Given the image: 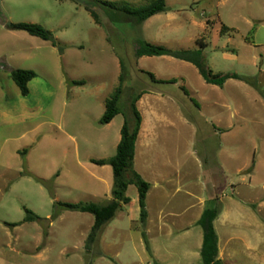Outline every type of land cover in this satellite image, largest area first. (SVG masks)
<instances>
[{
	"label": "rangeland",
	"instance_id": "374dc122",
	"mask_svg": "<svg viewBox=\"0 0 264 264\" xmlns=\"http://www.w3.org/2000/svg\"><path fill=\"white\" fill-rule=\"evenodd\" d=\"M103 1L141 7L151 0ZM167 6L166 13L137 26L96 0H2L0 264H204L199 249L202 228L198 224L189 232L178 228L196 222L195 209H188L194 203L186 195L189 191L206 200L204 208L220 204L215 226L222 243L224 234L233 232H246L252 242L264 238V0H167ZM88 7L99 14L100 24ZM9 23L40 24L53 33L57 46L11 30ZM223 26L228 30L222 33ZM142 39L172 49H196L202 39L215 73L255 77L259 89L238 80L225 89L234 99L235 111L229 139L222 136L216 120L226 118V108L204 105L202 93L186 97L190 125L185 140L179 147L171 141L162 156L166 158L167 152L172 161H180L182 172L185 161L190 176L180 192L168 187L165 201L153 191L150 203L153 218L173 214L176 226L144 229L138 188L130 185V203L88 245L94 216L65 209L61 203L105 205L113 199L112 167L92 160L115 156L112 142L120 134L134 93L166 88L140 71L159 73L161 63L136 65ZM223 46L227 56L220 50ZM121 61L128 75L121 113L111 125H102L106 100L120 84ZM16 69L38 74L28 84L27 96L12 77ZM194 84L188 82V87ZM246 163L255 167L243 176L238 171ZM171 171L167 167L163 173ZM155 178L147 173L152 185ZM27 210L40 219L26 222ZM260 249L263 257L264 243Z\"/></svg>",
	"mask_w": 264,
	"mask_h": 264
},
{
	"label": "trees",
	"instance_id": "16d2710c",
	"mask_svg": "<svg viewBox=\"0 0 264 264\" xmlns=\"http://www.w3.org/2000/svg\"><path fill=\"white\" fill-rule=\"evenodd\" d=\"M98 3L107 11H113L121 19L132 22L137 26L143 25L147 20L155 15L166 13L168 11L167 0H151L141 7H135L127 2H108L97 0ZM96 23H101L99 14L88 7ZM8 28L16 31H25L32 36L39 37L45 41H50L54 46L57 42L53 33L44 26L35 23H9ZM228 30L223 26L222 33ZM196 49H172L165 45L156 44L148 40H139L136 49V59L142 57H162L169 56L179 60H183L193 64L208 84L223 87L230 80H238L259 89L257 79L251 76H243L238 73H215L209 66L207 57L204 53L207 43L202 39L197 40ZM137 61V60H136ZM137 65V62H136ZM122 73L120 75V84L110 95L105 103V112L100 123L102 125L110 124L117 115L121 113L120 102L124 95L125 83L128 78L127 66L121 61ZM147 74L154 83H173L174 81L158 80L156 76L148 71L140 70ZM38 74L29 69H16L12 71V77L21 90L22 95L29 94L28 84ZM76 83V82H75ZM182 90L187 93L185 88ZM145 90L134 93L128 104V115L121 129V141L118 145L115 156L106 159L92 160L100 166L109 165L114 173L113 199L108 204H99L95 202L61 203L65 209L79 211L82 213H90L94 216V224L88 237V245L94 244L102 233L103 228L110 223L122 209L124 204L130 203L127 191L130 185H136L139 193V205L141 208V223L146 228L149 212L147 206V198L151 189V183L148 182L135 169L136 145L139 133L142 127V115L137 107L138 101L141 99ZM188 94V93H187ZM26 222H34L40 219L31 210H27ZM221 214L220 204L216 206L206 207L198 221V225L203 230V245L201 249V258L204 264H225L219 255V236L216 230L215 222ZM16 225V224H14ZM143 239L146 243L147 250L151 253L150 241L148 234L144 230L142 232ZM158 264V263H155Z\"/></svg>",
	"mask_w": 264,
	"mask_h": 264
},
{
	"label": "crops",
	"instance_id": "0c3cea01",
	"mask_svg": "<svg viewBox=\"0 0 264 264\" xmlns=\"http://www.w3.org/2000/svg\"><path fill=\"white\" fill-rule=\"evenodd\" d=\"M220 50L223 51L225 56L228 55V52H226L228 51L226 46H223L220 48ZM141 61H153L156 63H161V67H159L158 71L159 73H154L156 78L163 81H174L173 83H155L163 84L166 86V88L164 90H160L156 87L145 89V93L137 103V107L142 115L143 121L136 145L135 169L146 180L147 173L149 171L156 176L154 185L151 183V189L147 198L149 217L146 227L148 228L149 232L150 226L159 227V229H166L177 225L173 220V217L176 216L173 214H164L162 216L159 214L158 219L153 218L150 210V203L153 202V191H155V195L158 196L159 200L165 201L167 199L168 193L167 188H175L173 191L175 194L180 192L182 182L187 179L188 175L190 176V173L188 174L186 171L185 161H183L184 172H182L180 161L177 159L172 161V158L170 157V159L168 156L170 154H167V152L166 158L162 156L165 153L164 148H168L171 141H173L175 146L179 147L181 139L185 140L187 127L190 125L185 114V111L187 110L186 97H191L194 94L198 95L202 93L201 99L207 102L204 105H208L211 109L220 107L222 111L224 108H226V118H224V116H216V120L219 124L218 128L222 130V136H226V138L229 139L231 133L234 130L233 120L235 111L233 109L234 99L229 98V96L225 93V89L234 79L228 80L223 87H220L217 85L208 84L193 64L183 60L169 56H145L137 59L138 67ZM140 70L146 71L143 68ZM191 81L192 84L194 81V85H196H193V88L188 87V82ZM197 87L200 90H197ZM182 88H185L188 94L185 93ZM181 93H183V98H181ZM208 95L210 96L208 97ZM116 118L117 117H115V119ZM114 120L108 125H111ZM121 129L120 134L112 142V146L116 150L121 141ZM171 130L176 132L172 133ZM253 166L255 167L254 164L246 163L239 169L238 172L239 174L246 176L250 173H248V170ZM167 167L171 168L172 171L167 174L163 173L164 169ZM216 176L217 174L214 173L215 178ZM186 195L194 199V203L188 209H195L194 212L196 214L194 219L196 218V222L194 223V221H191L190 223L178 228L180 230H184L185 232H189L193 229V224H198V221L205 209L204 203L206 200H204L202 197L197 198L195 192L192 191L186 192ZM196 208H199L198 213ZM169 217L172 220L169 219ZM263 243L264 238L261 240L258 238L254 242L250 241V238L246 232L227 233L224 234L223 243L222 238L219 236V255L225 264H264V255L263 257L260 256V247ZM200 248H202L201 243L199 249ZM251 252L253 254H257V257H254Z\"/></svg>",
	"mask_w": 264,
	"mask_h": 264
},
{
	"label": "flooded vegetation",
	"instance_id": "af4514ba",
	"mask_svg": "<svg viewBox=\"0 0 264 264\" xmlns=\"http://www.w3.org/2000/svg\"><path fill=\"white\" fill-rule=\"evenodd\" d=\"M1 3H2V0H0V14L2 13V10H1Z\"/></svg>",
	"mask_w": 264,
	"mask_h": 264
},
{
	"label": "water",
	"instance_id": "95a60500",
	"mask_svg": "<svg viewBox=\"0 0 264 264\" xmlns=\"http://www.w3.org/2000/svg\"><path fill=\"white\" fill-rule=\"evenodd\" d=\"M96 2H97V0H96ZM94 10V9H93Z\"/></svg>",
	"mask_w": 264,
	"mask_h": 264
}]
</instances>
